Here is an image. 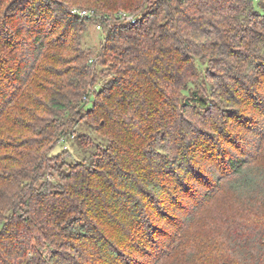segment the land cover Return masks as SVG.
Returning <instances> with one entry per match:
<instances>
[{
    "label": "trees",
    "instance_id": "trees-1",
    "mask_svg": "<svg viewBox=\"0 0 264 264\" xmlns=\"http://www.w3.org/2000/svg\"><path fill=\"white\" fill-rule=\"evenodd\" d=\"M79 1L0 0V264H158L198 195L264 198V0Z\"/></svg>",
    "mask_w": 264,
    "mask_h": 264
},
{
    "label": "rangeland",
    "instance_id": "rangeland-1",
    "mask_svg": "<svg viewBox=\"0 0 264 264\" xmlns=\"http://www.w3.org/2000/svg\"><path fill=\"white\" fill-rule=\"evenodd\" d=\"M85 1L87 3L92 2V0ZM78 2L80 6L86 4L84 1L78 0ZM106 2L118 3L117 5L126 3L128 6L132 2L135 4L134 0H106ZM133 7L129 9L122 6L117 9L116 13L130 20V17L137 16L142 10V8ZM74 8L84 9L78 6ZM104 32L103 27L95 22H90L81 33V45L91 48L97 54L104 42ZM200 66L204 69L207 68V64L200 63ZM108 68L109 64L98 66L99 80L94 89H100L111 78ZM78 128L87 130L83 124H80ZM88 133L97 144H106L107 140L95 131L89 129ZM167 146L169 145L166 143L164 145L159 144L161 150L167 148ZM55 151H66L63 153V158L68 165L87 158L89 155V152L85 151L77 138L73 137L63 140ZM258 162L264 165V156ZM198 196L195 197V201H192L191 206L197 202L200 208H196L194 212H191L190 219L184 218L190 220L189 222L184 220L183 217H174L173 227L181 228L179 243L158 264H217L224 260L231 261L234 264H248L247 262L256 253V239H258L261 233L260 230L264 227V198L260 196H239L235 191H230L228 187L219 191L218 195L212 199H203L200 195ZM184 225L186 226L184 227ZM175 233L173 232V236ZM157 250L149 253L150 257L148 258L151 259V262L156 259L154 254ZM133 256L137 255L134 254ZM145 264L149 263L145 262Z\"/></svg>",
    "mask_w": 264,
    "mask_h": 264
},
{
    "label": "built area",
    "instance_id": "built-area-1",
    "mask_svg": "<svg viewBox=\"0 0 264 264\" xmlns=\"http://www.w3.org/2000/svg\"><path fill=\"white\" fill-rule=\"evenodd\" d=\"M73 11L76 14H79V15H82V16L92 15L94 13L93 10H88V9H76V8H74ZM134 19H135V17H130V20H134Z\"/></svg>",
    "mask_w": 264,
    "mask_h": 264
}]
</instances>
